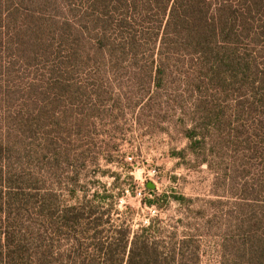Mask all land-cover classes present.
Here are the masks:
<instances>
[{
	"label": "rangeland",
	"instance_id": "rangeland-1",
	"mask_svg": "<svg viewBox=\"0 0 264 264\" xmlns=\"http://www.w3.org/2000/svg\"><path fill=\"white\" fill-rule=\"evenodd\" d=\"M86 2L39 6L32 0L29 22L57 26L58 33L45 36L30 56L0 46V264H59L55 258L68 247L64 237L87 230L91 237L96 219L105 243L125 231L131 241L156 219L161 240L173 232L197 235L201 264H264L249 258L252 245H264V187L241 192L245 182L264 185V127L255 113L249 105L236 110L242 95L227 93L218 132L203 131L207 144L192 149L186 132L200 121L193 119L194 100L184 95L183 80L174 74L156 93L146 86L149 59L111 67L105 58H88L90 46L74 29L82 26ZM251 53L262 64L264 43ZM249 93L242 98L251 102ZM114 174L125 191L118 199ZM148 184L158 197L167 194L157 208L145 205ZM72 186L77 200L69 198ZM106 191L116 198L106 200ZM49 195L54 202L44 198ZM174 195L190 202L180 204ZM80 202L87 203L86 219L66 228L63 212L81 210ZM95 207L96 215H87Z\"/></svg>",
	"mask_w": 264,
	"mask_h": 264
},
{
	"label": "trees",
	"instance_id": "trees-1",
	"mask_svg": "<svg viewBox=\"0 0 264 264\" xmlns=\"http://www.w3.org/2000/svg\"><path fill=\"white\" fill-rule=\"evenodd\" d=\"M38 1L39 6L52 2ZM31 2L0 0V46L5 42L10 50L18 53L26 51L27 56L42 46L45 36L58 33L53 29H60L40 23L35 26L34 20L29 22L30 18H34L27 12ZM19 22L24 25L19 26ZM80 23L82 26L77 25V29H74L77 30V39L90 46L88 58H105L111 67H115L118 61L138 63L140 57L149 59L151 67L146 71L149 73L146 86L156 93L166 90L168 79L174 74L183 80V87L189 89L184 95L194 100L193 119L200 121H192V127L186 132L192 149H201L207 144L203 131L218 132L226 115L224 104L229 92L235 91L243 96L251 91V102L239 96L235 108L246 109V105H249V110L256 115V121L261 124V128L264 127V62L259 64L251 53L254 44L264 43V0H87ZM189 60L191 62L186 63ZM116 70L112 68V71ZM260 74L262 77H259ZM139 75H136V81L142 78ZM200 111H204L205 116L198 119ZM114 176L118 180L113 187L119 190L116 194L118 199L125 195V191L118 188L121 175ZM127 177L133 180L130 174ZM260 183L262 185L264 181ZM255 187L262 190L264 185L259 188L256 183L250 185L245 182L241 192L247 194ZM137 190L135 186V194ZM153 190L146 189L144 199L148 197L149 200L145 205L157 208L154 203L166 198L167 194L158 197ZM69 192V198L77 200L74 186ZM107 192L104 196L106 200L116 198ZM151 193L154 199H150ZM100 197V192L94 194L95 201H99ZM173 197L180 204L190 202L184 196ZM44 198L49 202L55 199L53 195ZM85 202L79 203L82 206L79 211L74 206L63 212L61 218L66 228L86 219ZM97 208H90L87 215H96ZM99 220H95L96 232L91 237L88 236V230L81 235L64 237L68 247L59 252L54 263L124 264L123 259L128 252L126 264L202 262L201 242L197 235L188 234L179 238L173 232L169 233L168 240H161V224L152 219L149 226H142V230L134 234L131 241L125 231L119 232L116 242L105 243L101 239V232H97ZM48 245L51 248V243ZM253 247L257 249L255 252ZM249 250L252 253L249 258L252 256L256 262H264V245H252ZM54 255L52 249L48 250L47 256L51 262ZM7 257L10 259L12 255L7 254Z\"/></svg>",
	"mask_w": 264,
	"mask_h": 264
},
{
	"label": "water",
	"instance_id": "water-1",
	"mask_svg": "<svg viewBox=\"0 0 264 264\" xmlns=\"http://www.w3.org/2000/svg\"><path fill=\"white\" fill-rule=\"evenodd\" d=\"M148 188L153 189L154 186L152 184H148Z\"/></svg>",
	"mask_w": 264,
	"mask_h": 264
},
{
	"label": "built area",
	"instance_id": "built-area-1",
	"mask_svg": "<svg viewBox=\"0 0 264 264\" xmlns=\"http://www.w3.org/2000/svg\"><path fill=\"white\" fill-rule=\"evenodd\" d=\"M139 195H141V194H139Z\"/></svg>",
	"mask_w": 264,
	"mask_h": 264
}]
</instances>
